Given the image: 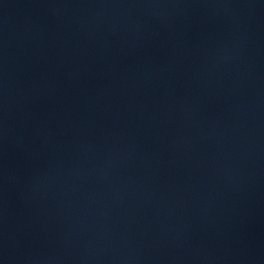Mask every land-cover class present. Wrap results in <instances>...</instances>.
Wrapping results in <instances>:
<instances>
[{"label": "water", "instance_id": "obj_1", "mask_svg": "<svg viewBox=\"0 0 264 264\" xmlns=\"http://www.w3.org/2000/svg\"><path fill=\"white\" fill-rule=\"evenodd\" d=\"M0 264H264V0H0Z\"/></svg>", "mask_w": 264, "mask_h": 264}]
</instances>
